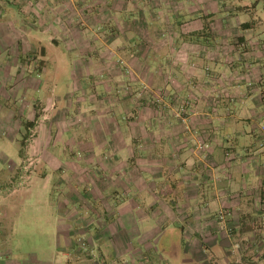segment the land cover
<instances>
[{
    "label": "crops",
    "instance_id": "crops-1",
    "mask_svg": "<svg viewBox=\"0 0 264 264\" xmlns=\"http://www.w3.org/2000/svg\"><path fill=\"white\" fill-rule=\"evenodd\" d=\"M235 2L226 6L229 13L221 14L225 6L220 0H149L144 22L140 5L131 8L137 17L129 22L122 21L125 9L118 7L116 14H107L105 22L96 25L116 21L120 31L115 40L121 42L123 32L130 30L134 49L128 54L81 51L84 61L78 72V82L87 86L96 65L98 77L106 76L96 82L102 91L107 88L104 81L113 75L120 83L114 103L104 101L87 110L82 100L75 114L64 110L54 118L52 100H41L51 120L44 114L39 118L37 112L33 118L29 105L22 103L48 144L70 132L90 157L96 147L91 130L99 132L100 155L84 160V167L72 160L63 162L49 145L45 159L52 170H80L79 182H87L86 195L92 193L105 208L97 211L103 230H89L90 241L98 243L102 231L109 237L115 234L117 258L132 238L137 242L134 258H142L139 264H264V134L254 143L240 141L241 134L250 133L242 131L243 122L264 119V0ZM259 25L263 27L257 35ZM21 27L0 23V76L5 78L13 73L8 50L15 45L19 50L23 42ZM207 27L212 38L203 41L197 33ZM68 33L74 37L82 33L81 39L87 40L86 32L76 26ZM142 44L148 46L146 53L140 51ZM119 58L127 59L130 69ZM37 71H44V66ZM20 81V92L43 85L31 69L22 70ZM145 84L149 92L140 100ZM127 89L136 94L129 95ZM0 93L13 97L8 88ZM1 115L0 122L5 120ZM74 126L86 130V137L80 138V130L74 134ZM43 171L46 174L49 168ZM112 185L115 191L106 195L105 188ZM259 203L252 212V205ZM78 217L75 212L73 219ZM73 230L76 234L79 229ZM220 246L226 254L219 252ZM184 252L194 257L176 261V254ZM2 254L0 264H22ZM155 255H160L158 260ZM88 257L85 264H102Z\"/></svg>",
    "mask_w": 264,
    "mask_h": 264
},
{
    "label": "rangeland",
    "instance_id": "rangeland-1",
    "mask_svg": "<svg viewBox=\"0 0 264 264\" xmlns=\"http://www.w3.org/2000/svg\"><path fill=\"white\" fill-rule=\"evenodd\" d=\"M220 1L225 6V11L221 14L231 11L226 6L237 5L235 0ZM148 2L149 0H0V23L11 22L19 27L22 25L24 32L21 48L17 50L15 45L8 50L11 52L13 73L6 78L0 76V90L4 92L8 88L13 96L6 98L0 93V112L3 120L5 119L0 122V133L3 132L0 137V253L3 252L5 259L9 256L22 264H85L86 261L83 260L89 258V255L94 260L102 261V264H139L142 260L134 258L135 250L132 247L137 246V242L132 238L125 244L123 254L117 258L113 240L114 228H111L113 237L102 231L103 235L98 237V243L90 241L89 230L94 233L103 230L97 220L100 215L98 212L105 210L103 203L92 193L86 195L87 182H79L80 170H52L45 159L51 146L50 152L61 160L64 159L63 162L72 160L84 167V160H97L100 155L103 139H99V132L91 130L92 146L96 147L93 149L95 153L90 157H87L86 152H81L80 142L74 136L70 137V132H65L52 144H48L49 139L46 140V136L40 134L38 124L28 131L25 129L23 122L30 120L31 116L28 117L22 103L29 105L33 118L37 112L39 118L44 114L49 120L52 118L49 109L43 110L41 100H52L53 110L50 112L54 114V118L64 110L66 113L70 111L71 115L75 114L82 100L87 102V110L99 108L104 101L114 103L119 94L120 83H116L112 75L109 77L111 81H104L107 88L102 91L96 82L106 76L98 77L96 65L91 67L95 75L88 78L87 86L84 81L78 82L81 79L78 72L81 62L84 61L81 51L95 53L107 50L110 53L121 50V53L128 54L136 45L130 30L123 32L120 42L114 37L120 31L114 26L116 21H110L103 26L96 24L105 22L107 14H116L115 9L118 7L125 9L122 21L129 22L132 16L137 17V12L131 10L132 7L138 8L137 5H140V22H144V16L149 11ZM173 21L176 22L175 19ZM89 24L93 26L91 36L87 34ZM208 25L209 22H206V26ZM75 26L78 31L86 32V41L81 39L82 33L75 37L68 33ZM263 26H257V35H260L258 30ZM1 33L0 31V35ZM5 34L7 35V29ZM99 34L101 37H97ZM198 35L203 41L212 38L209 27L201 33L198 32ZM147 47L144 44L140 51L146 53ZM93 60L101 62L96 58ZM117 61L130 69L127 59L119 58ZM41 66H44V71H37ZM212 66L215 67L214 63ZM87 67L88 65V71ZM23 69H31L34 75L43 80L40 89L20 92L19 83ZM7 78L11 79L7 82ZM126 86L129 87L128 83ZM127 90L129 95L136 94H133L134 89ZM139 92V99L142 100L143 96L148 95L144 93L149 92V86L145 84ZM128 98L127 95L124 100ZM79 99L81 101L77 103ZM127 105L128 110H131L132 106L129 103ZM123 108L127 109L126 106ZM91 113H95L94 110ZM117 113L121 118V114L118 111ZM241 127L242 131L247 130L250 133L248 137L241 134L240 141L257 142L264 134V119L251 123L245 121ZM78 130L81 131L80 138L86 137V130L73 127L74 134ZM26 132L28 138H25ZM222 157L224 158L223 155ZM46 168H49V172L44 174L43 170ZM43 181L49 185L44 186ZM89 187L91 188L90 185ZM114 191L115 186L112 185L105 188L104 193L107 195ZM256 207H260V203L252 205V212ZM75 212L79 217L73 219ZM90 216L97 222L90 220ZM110 216H114V213L111 212ZM73 229L79 230L73 234ZM219 250L226 254L222 246ZM150 254L154 252L151 251ZM155 256V260H158L160 255ZM175 257L176 261H180L181 257L194 256L184 252L176 254Z\"/></svg>",
    "mask_w": 264,
    "mask_h": 264
},
{
    "label": "trees",
    "instance_id": "trees-1",
    "mask_svg": "<svg viewBox=\"0 0 264 264\" xmlns=\"http://www.w3.org/2000/svg\"><path fill=\"white\" fill-rule=\"evenodd\" d=\"M201 33V32H200ZM198 34V33H197ZM37 119H38V116H37ZM37 124V120H29V119H26L24 120L23 122V125L25 127V129L28 131L30 130L32 127H34L35 125ZM25 138H28V132H26L25 134Z\"/></svg>",
    "mask_w": 264,
    "mask_h": 264
}]
</instances>
